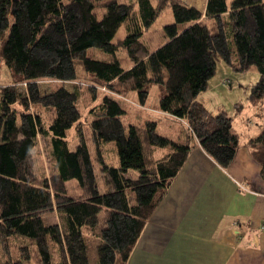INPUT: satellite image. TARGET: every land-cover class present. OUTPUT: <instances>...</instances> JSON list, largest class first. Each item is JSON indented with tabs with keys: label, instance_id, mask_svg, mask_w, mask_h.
<instances>
[{
	"label": "trees",
	"instance_id": "1",
	"mask_svg": "<svg viewBox=\"0 0 264 264\" xmlns=\"http://www.w3.org/2000/svg\"><path fill=\"white\" fill-rule=\"evenodd\" d=\"M166 9L173 22L150 51L143 34ZM120 26L126 35L112 42ZM90 48L109 59L87 57ZM0 60L17 77L0 87V264H126L191 140L222 169L235 156L231 117L197 100L216 62L254 67L246 102H264V0H205L203 13L179 0H0ZM153 85L158 111L184 123L183 141L124 119L120 102L134 93L143 105ZM246 147L264 183V132ZM157 148L170 151L155 159Z\"/></svg>",
	"mask_w": 264,
	"mask_h": 264
},
{
	"label": "crops",
	"instance_id": "2",
	"mask_svg": "<svg viewBox=\"0 0 264 264\" xmlns=\"http://www.w3.org/2000/svg\"><path fill=\"white\" fill-rule=\"evenodd\" d=\"M204 4L205 0L199 8L186 5L203 13ZM161 44L162 40L152 49L147 48L152 51ZM64 86L71 92L70 82ZM16 87L24 90L23 84L17 83ZM216 87L215 82L212 87L208 84L197 97L208 111L204 95ZM124 100L145 108L146 101L138 105L134 93ZM215 106L216 110L221 108ZM146 110L161 117L162 137L172 142L185 139L184 123L159 112L157 101ZM133 117L126 120L132 122ZM253 136L238 135L237 151L225 169L210 159L195 140L190 141L192 147L185 162L144 223L126 264H264V183L259 177L260 166L246 147ZM169 151L157 148L154 157L159 159ZM112 166H116L115 158Z\"/></svg>",
	"mask_w": 264,
	"mask_h": 264
},
{
	"label": "rangeland",
	"instance_id": "3",
	"mask_svg": "<svg viewBox=\"0 0 264 264\" xmlns=\"http://www.w3.org/2000/svg\"><path fill=\"white\" fill-rule=\"evenodd\" d=\"M119 3L127 4L131 3L133 0H116ZM181 2L195 6L199 8L201 6L202 0H180ZM150 3L154 5V0H150ZM173 22V17L170 9H166L163 13L153 22L147 32L143 35V41L147 44V47L152 49V47L157 46L162 40V27ZM228 37V46L233 51V45L230 37L228 36V30L226 29ZM126 35L123 26L117 30L112 42L116 40H121ZM86 56L95 60H108L109 56L100 52L97 49L90 48L86 50ZM116 57L120 60V67L124 68L128 64L125 54L122 50L116 52ZM78 69V68H77ZM258 75L254 67H249L244 72L232 71L227 65L222 61H217L215 65V70L212 78L208 82L209 86L212 87L213 83H217L215 89H209L208 93H205L206 107L210 109L212 113L217 111L216 106L221 107L228 116L232 117L234 122V129L239 137L246 135H257L259 132H264V102L261 107H252L246 102V97L249 94V88L257 81ZM17 77L10 73L4 64L0 63V87L8 86L12 82H16ZM40 92H48L51 88V82L41 80L37 82ZM69 89L70 85H66ZM159 89L157 86L153 85L149 88V93L146 99L145 108H139L128 100H123L120 102L121 107L127 112L125 120L129 116L133 117L131 123L141 122L140 119L154 121L159 124L157 132L162 135V129L160 127V118L146 110V106L152 107L156 105L157 96ZM215 109V110H213ZM238 109V112L236 113ZM247 126V129H245ZM254 137V136H253ZM68 140V139H67ZM68 145L71 149L75 145L74 140H68ZM91 151V156H93V150L91 146H88ZM103 154L108 163H113V158L116 161V151L113 143H106L103 147ZM44 161V160H43ZM73 183V181H70ZM69 183V184H70ZM68 184V185H69ZM20 243V242H19Z\"/></svg>",
	"mask_w": 264,
	"mask_h": 264
}]
</instances>
